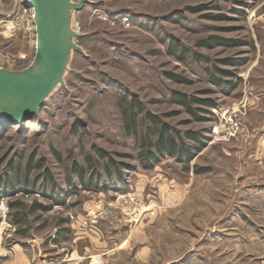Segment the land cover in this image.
I'll list each match as a JSON object with an SVG mask.
<instances>
[{
  "label": "rangeland",
  "instance_id": "rangeland-1",
  "mask_svg": "<svg viewBox=\"0 0 264 264\" xmlns=\"http://www.w3.org/2000/svg\"><path fill=\"white\" fill-rule=\"evenodd\" d=\"M88 1L65 86L0 125V264H264V0ZM31 14L0 0V67Z\"/></svg>",
  "mask_w": 264,
  "mask_h": 264
},
{
  "label": "water",
  "instance_id": "water-1",
  "mask_svg": "<svg viewBox=\"0 0 264 264\" xmlns=\"http://www.w3.org/2000/svg\"><path fill=\"white\" fill-rule=\"evenodd\" d=\"M32 8L34 53L19 70L0 67V125L19 124L37 115L56 88L65 86L73 51L83 53L72 24L88 0H26Z\"/></svg>",
  "mask_w": 264,
  "mask_h": 264
},
{
  "label": "trees",
  "instance_id": "trees-1",
  "mask_svg": "<svg viewBox=\"0 0 264 264\" xmlns=\"http://www.w3.org/2000/svg\"><path fill=\"white\" fill-rule=\"evenodd\" d=\"M182 101V100H181ZM183 102V101H182ZM170 143H171V141H170ZM169 148H173V144L171 143L170 144V147ZM188 158H190V155H188ZM41 209H44L45 207H42V206H40V205H38Z\"/></svg>",
  "mask_w": 264,
  "mask_h": 264
},
{
  "label": "built area",
  "instance_id": "built-area-1",
  "mask_svg": "<svg viewBox=\"0 0 264 264\" xmlns=\"http://www.w3.org/2000/svg\"><path fill=\"white\" fill-rule=\"evenodd\" d=\"M31 8V7H30ZM32 10V9H31ZM33 32H34V35H35V28L33 27Z\"/></svg>",
  "mask_w": 264,
  "mask_h": 264
},
{
  "label": "bare ground",
  "instance_id": "bare-ground-1",
  "mask_svg": "<svg viewBox=\"0 0 264 264\" xmlns=\"http://www.w3.org/2000/svg\"><path fill=\"white\" fill-rule=\"evenodd\" d=\"M32 9V8H31ZM31 16H32V14H31ZM33 19V18H32ZM75 28V27H74ZM59 88V86L56 88V90Z\"/></svg>",
  "mask_w": 264,
  "mask_h": 264
}]
</instances>
